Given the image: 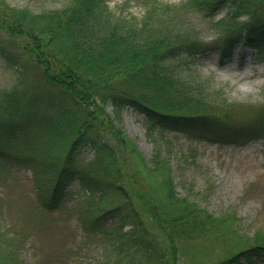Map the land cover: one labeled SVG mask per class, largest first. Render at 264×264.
<instances>
[{"label": "trees", "instance_id": "1", "mask_svg": "<svg viewBox=\"0 0 264 264\" xmlns=\"http://www.w3.org/2000/svg\"><path fill=\"white\" fill-rule=\"evenodd\" d=\"M142 2L141 16L113 9L109 0H70L39 13L14 9L1 27L19 49L1 44L0 53L11 63L31 59L47 87L45 94L14 90L0 99V164L30 169L48 208L60 206L77 183L98 205L87 211L83 228L112 241L129 257L126 264H178L186 254L180 238L197 234L206 240L200 252L237 236L241 248L215 264H264V233L240 234L229 214L215 215L180 195L168 159L146 167L150 183L161 189L140 192L132 160L140 169L144 155L112 115L133 107L150 128L213 142L264 138V110L250 122L228 124L229 113L215 116L222 103L205 81L182 67L212 51L223 64L238 44L264 60V0ZM194 15L215 18L218 33L205 39ZM83 145L93 150L88 160L80 156ZM0 264L19 262L9 253L0 255Z\"/></svg>", "mask_w": 264, "mask_h": 264}, {"label": "rangeland", "instance_id": "2", "mask_svg": "<svg viewBox=\"0 0 264 264\" xmlns=\"http://www.w3.org/2000/svg\"><path fill=\"white\" fill-rule=\"evenodd\" d=\"M69 1L0 0V45H7L15 52L19 49L1 27L4 21L8 22L14 9L39 13L63 7ZM142 1L109 0V3L113 9L141 16L146 10ZM158 1L170 5L182 2ZM192 19L205 39H212L219 31L215 18L194 15ZM182 67L205 81L219 100L217 103H222L215 116L229 113L230 119L224 120L228 124L250 122L263 112L264 60L257 59L248 45H236L232 57L223 64L219 62L217 51H212L189 59ZM46 87L40 70L31 59L25 56L11 63L0 53V99L4 93L14 90L28 97L34 92L45 94ZM109 110L112 112L111 108ZM4 112H0V117L5 115ZM112 115L144 155L145 162H138L140 169L132 160V172L140 192L161 189L150 183L146 167L153 161L162 166L168 159L180 195L215 215L229 214V220H234L240 234L264 233V138L244 145L216 143L189 137L175 128H150L145 116L133 107H125L120 117L113 112ZM92 153L89 145L81 147L83 160H88ZM8 166L0 164V255L13 253L19 264H126L129 257L116 250L112 241L83 228L82 219L87 211L98 207L91 203L92 196L88 192L76 183L70 188L72 194L60 206L48 208L38 193L33 172L28 168ZM99 205L104 207L106 201ZM132 228V223L127 221L124 230ZM203 240L198 234L193 237L183 235L180 247L186 254L178 264H215L242 246L238 244L237 236H231V241L211 242L200 252ZM190 252L195 253L193 258ZM139 256L135 253L133 260L138 261Z\"/></svg>", "mask_w": 264, "mask_h": 264}]
</instances>
